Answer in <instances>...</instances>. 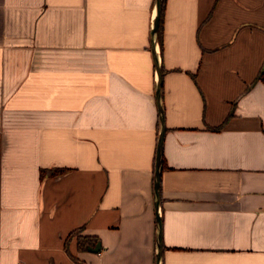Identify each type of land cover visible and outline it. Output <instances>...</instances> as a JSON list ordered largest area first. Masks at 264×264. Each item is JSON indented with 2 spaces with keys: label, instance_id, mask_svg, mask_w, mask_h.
<instances>
[{
  "label": "crops",
  "instance_id": "1",
  "mask_svg": "<svg viewBox=\"0 0 264 264\" xmlns=\"http://www.w3.org/2000/svg\"><path fill=\"white\" fill-rule=\"evenodd\" d=\"M156 13L0 0V264H264V0H165L159 210Z\"/></svg>",
  "mask_w": 264,
  "mask_h": 264
},
{
  "label": "water",
  "instance_id": "2",
  "mask_svg": "<svg viewBox=\"0 0 264 264\" xmlns=\"http://www.w3.org/2000/svg\"><path fill=\"white\" fill-rule=\"evenodd\" d=\"M163 6V0H156V7H157V13L156 17L153 22L152 27V45H153V51L155 55V61L157 65V74H158V83H157V91H156V97L158 101V106L160 110V121H161V129L159 133V140H158V147H157V155H156V169H155V194H156V208L159 210L160 202H161V176H162V163H163V142H164V136H165V112L164 108L161 102V88H162V74H163V68L160 63L159 59V53L157 50V41H158V32H159V22H160V13ZM158 218V251H157V264H160L161 257H162V248H163V242H162V218L160 214L157 216ZM101 246V243L98 242L95 247H93V250L99 249ZM91 248V247H90Z\"/></svg>",
  "mask_w": 264,
  "mask_h": 264
},
{
  "label": "trees",
  "instance_id": "3",
  "mask_svg": "<svg viewBox=\"0 0 264 264\" xmlns=\"http://www.w3.org/2000/svg\"><path fill=\"white\" fill-rule=\"evenodd\" d=\"M164 6H165V0H163V6H162V10H161V13H160V22H159V32H158V41L159 42H161V39H162V17H163V13H164ZM256 80H263L264 81V67H263V69L260 71V73H259V75H258V77L256 78ZM226 122V121H225ZM225 122L224 123H222V124H220V125H218V126H215V127H213L214 129H220L224 124H225ZM61 170V169H60ZM59 169H57V170H53V169H49V170H45V172H52V174H56V173H58L59 171H60ZM82 230V228H78V229H75L72 233H71V235L72 234H74V233H78L79 231H81ZM95 236H92V235H80L79 236V239H80V246L82 247H86L87 245H88V243L89 244H92L93 242H95L96 240H95Z\"/></svg>",
  "mask_w": 264,
  "mask_h": 264
}]
</instances>
